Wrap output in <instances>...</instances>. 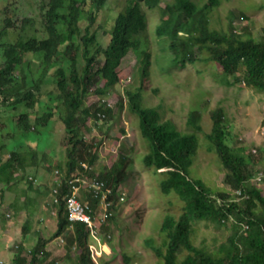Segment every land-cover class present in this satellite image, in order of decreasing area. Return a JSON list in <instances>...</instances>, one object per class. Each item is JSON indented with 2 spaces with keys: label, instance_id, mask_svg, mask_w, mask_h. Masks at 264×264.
Returning a JSON list of instances; mask_svg holds the SVG:
<instances>
[{
  "label": "trees",
  "instance_id": "obj_1",
  "mask_svg": "<svg viewBox=\"0 0 264 264\" xmlns=\"http://www.w3.org/2000/svg\"><path fill=\"white\" fill-rule=\"evenodd\" d=\"M107 1L22 0L31 15L23 16L19 24L6 7L2 8L0 32H6L9 38L8 43L0 44V105L19 109L15 124L22 135L36 132L46 125L59 109L66 133L65 159L56 164L48 161V154L34 147L36 143L25 140V143L14 144L12 133L4 136L11 141L8 142L11 148L0 157V200L4 196L11 198L12 192L17 198L19 192L40 191L36 182L39 160H46L50 167L55 164L61 172L56 170L58 177L52 179L49 190L48 207L55 215V230L47 238L37 235L35 244L29 249L21 242L13 248L9 264H97L89 246V230L84 223L68 219L65 203L71 193L69 180L73 178L72 174L82 169V163L86 162L93 168L89 170L90 176L113 185V200L106 209L103 232L109 230L108 224L118 211L119 196L115 190L125 178L121 165L126 158L119 156V164L113 163L104 172L96 173L99 142L89 141L82 134L88 129L86 122L89 118L95 122L100 119L109 121L113 117V109L100 101L86 106L85 99L92 87H96L99 96H105L119 82L117 69L123 56L131 49L142 56L137 67L141 77L149 75V52L139 37L147 28L141 1L149 9L158 8L164 16L155 31L158 36L168 39V57L172 66L183 68L200 60L205 64L212 62L220 73L215 79L221 84L232 86L242 82L254 92L264 94V24L260 27L261 33L254 36L251 25L258 23L244 11L246 8L264 10V0L236 7L233 16L246 21L240 31L232 22L227 29L210 25L209 12L221 0H208L202 6L193 0H171L163 7L159 6V0H128L113 18L108 40L103 46L96 30L90 31L89 25L98 19ZM85 20L89 24L82 27ZM20 31L26 34L25 40L18 39ZM197 51L201 58L196 57ZM163 59L162 56L157 57V61ZM50 73L55 76L58 90L55 96L52 92L41 91L42 85L50 82L47 78ZM100 81H103L102 85H99ZM125 95L127 108L139 118L140 133L152 143L151 151L142 158L144 165L164 174L160 190L165 194L174 192L184 203H181L182 211L176 218L170 214L164 216L160 226L162 244H155L153 235H149L144 239L146 247L161 264H264V146H257L253 151H257L256 154L249 152L250 147L245 144L230 146L228 141L233 136L228 129L225 112L220 106L214 108L203 148L213 151V160L216 165L219 163L224 176L215 188H209L201 180L189 177L198 144L201 147L198 134L203 129L198 109L193 108L188 115L187 124L192 130L182 132L171 119L163 118L158 106L142 104L140 88L126 90ZM59 99L62 106L57 104ZM39 101L44 102L43 109L37 108ZM217 169L218 173L220 169ZM22 180L25 187H16V183ZM54 186L57 189L55 193ZM82 199L92 208L97 205V200L91 195L86 194ZM30 202L28 198L26 203L30 205ZM24 203L19 205L14 201L0 209V222H4L9 210L20 212L26 205ZM164 204V208L171 206L170 198ZM33 211L30 208L27 212L21 227L23 235L30 230ZM197 222L213 225L224 237L218 243L216 240L213 246L203 242L197 245ZM104 234L109 246L111 235ZM63 235L64 255L51 258L47 244ZM121 258L123 264H131V254L123 251ZM108 260L103 255L97 258L99 264H109Z\"/></svg>",
  "mask_w": 264,
  "mask_h": 264
},
{
  "label": "rangeland",
  "instance_id": "obj_2",
  "mask_svg": "<svg viewBox=\"0 0 264 264\" xmlns=\"http://www.w3.org/2000/svg\"><path fill=\"white\" fill-rule=\"evenodd\" d=\"M126 1L108 0L100 11L98 19L89 25L90 31L96 30V35L103 46L108 40V32L112 26L113 18L127 4ZM160 1L166 3L169 0ZM193 1L200 6L208 2V0ZM250 1L255 3L261 0H221V3L209 12L212 23L210 25L227 29L229 22H232L235 29L240 31L246 21L239 20L237 16H233V13L236 12L237 6L245 7V3L249 5ZM4 7L9 10V14L14 15L18 24L23 16L31 15L22 0H0V17L3 16L1 12ZM244 11L251 18L256 19L258 25H251V31L254 36H258L261 33L260 27L262 23L264 24V10L246 8ZM213 18L216 20L214 21ZM156 23L157 21H152L153 25ZM87 24L89 21L85 20L82 27ZM152 30L153 28L148 21L145 36L148 51L152 55L149 79H143L139 76L137 55L131 50L122 59L118 68L119 82L105 96L94 93L93 87L85 100L86 106L100 101L105 102L113 109V117L109 121L100 119L95 122L93 118H89L86 122L88 129L82 131L85 139L94 140L95 143L99 142L97 147L98 158L95 164L96 173L102 170L104 172V169H109L113 163L119 164V156L126 158L121 165L125 178L118 185L124 200L117 204L118 211L113 221L108 224L109 230L102 231V233H110L111 235L109 248L97 240H93L92 243L94 248V250L92 249V257L97 260L98 256L103 255L104 259H109V264H123L121 258L123 251L131 254V264H161L159 258L150 248L146 247L144 239L153 235L154 243L161 245L163 235L160 232V226L164 216L170 214L176 218L182 211L181 203H183L174 192L165 194L160 190V180L164 178V174L156 173L153 167L144 165L142 158L151 151L152 143L140 133L138 116L127 108L126 90H134L138 86H142L144 88L142 89V104L144 106H158L163 118L171 119L177 129L182 132L192 130L191 126L187 124L188 115L193 108L198 109L200 113L199 123L203 129L198 134L201 139V147L198 144L195 161L193 160L189 168V177L201 180L209 188H215L216 183L219 184L224 176V171L221 170L219 163L216 165L213 160V151L203 148V140L206 139L205 133L211 127L210 115L214 108L220 106L225 112L228 129L233 136L228 141L230 146L245 144L250 147L248 150L251 153L257 146H264V94L254 92L244 86L242 82L232 86L221 84L215 79V77L220 76L216 66L212 65V62L205 64L204 60L187 64L182 69L171 67L167 69L170 65L166 62L162 67L167 70H156L159 65L155 62L154 56L162 53V51L157 52V48L167 50L168 39L164 36L156 37L154 31L151 32ZM8 38L9 35L6 32H0V44L8 43ZM18 39L25 40L26 34L20 31ZM196 57H202L199 51L196 52ZM99 60L102 61V57H99ZM29 66L33 69L31 64ZM160 72L168 78L163 77ZM237 75L241 78L240 73ZM47 78L50 79V82L43 84L41 91L43 93L52 92L53 96L57 95L55 76L50 73ZM39 102L37 108L43 109L44 102ZM57 104L62 106L63 102L59 99ZM18 111V108L9 109L8 106L0 105V147H2L0 157L11 148L8 143L11 141L4 139V136L12 133L15 140L14 144L25 143V140L31 144L36 143L34 147L48 154L49 162L56 164L65 159L66 133L60 119L61 110L58 109L55 117L46 125L39 127L36 132L24 135L18 132L19 129H16L15 122ZM25 146L23 145V147ZM256 153L257 151L253 154ZM38 164L36 182L39 184L40 191L19 192L20 196L17 198L16 196L13 197L14 193L12 192L11 198L4 196L2 199L4 202L0 200L1 210L7 204H13L14 201H17L19 205L21 202L26 204L18 213L9 210L4 222H0L1 264H9L13 248L21 242L29 249L35 244L37 235L47 238L55 230V215L50 212L51 210L49 211L50 207H48L51 197L49 190L52 186V179L58 177L56 170L59 172L60 170L54 166L55 164L50 167L46 160H39ZM217 168L220 169L218 173ZM16 187H25L23 180L17 182ZM43 192H48V194H43ZM76 193L78 194V192ZM28 198L31 200L30 205L26 203ZM168 198H170L172 205L164 208L165 204L163 205V203ZM30 208L34 209L31 215L30 230L26 235H23L21 227L25 223ZM37 220H40L39 223ZM196 225L195 243L197 245L203 242L213 246L216 240L218 243L224 237L219 233V229L209 223L197 222ZM36 230H38L37 234L35 233ZM64 242V235L49 241L47 249L51 258H59L64 255ZM73 254L72 251L71 255Z\"/></svg>",
  "mask_w": 264,
  "mask_h": 264
},
{
  "label": "built area",
  "instance_id": "obj_3",
  "mask_svg": "<svg viewBox=\"0 0 264 264\" xmlns=\"http://www.w3.org/2000/svg\"><path fill=\"white\" fill-rule=\"evenodd\" d=\"M260 175L257 176L259 179ZM72 191L69 197L66 199V210L68 219L75 222L84 223L90 230L92 236L100 242L99 229L102 225V222L106 216V209L112 201L110 198L111 191L108 186H106L102 181L97 180L96 178H90L88 180L81 179L76 176L73 179L69 180ZM90 192L94 198L98 200V204L95 208L90 207L86 202H82L79 199V189ZM54 192L56 190L54 189ZM107 248V245L104 242H101ZM91 251L94 248L91 245ZM104 251V249H102ZM99 255V254H98ZM97 264L96 259H94Z\"/></svg>",
  "mask_w": 264,
  "mask_h": 264
},
{
  "label": "clouds",
  "instance_id": "obj_4",
  "mask_svg": "<svg viewBox=\"0 0 264 264\" xmlns=\"http://www.w3.org/2000/svg\"><path fill=\"white\" fill-rule=\"evenodd\" d=\"M168 2H171V0H169ZM126 3H128V0L126 1ZM167 3V2H166ZM166 3H164V2H162V1H160L159 0V6L160 7H163ZM140 4H141V8H142V10H143V12L145 13V19H146V22H147V25H148V21L150 22V24H151V26H152V28H153V30L151 31V32H153L154 31V34H155V36L156 37H162V36H158L157 34H156V31H155V29H154V27L156 26V25H158V23L161 21V19L162 18H164V16H162V14L159 12V9L158 8H153V9H149L148 7H147V5L143 2V1H141L140 2ZM161 4H163L162 6H161ZM125 6V5H124ZM123 6V7H124ZM156 13H157V15H156ZM152 21L153 22H156L157 21V23L155 24V25H153L152 24ZM159 21V22H158ZM157 27V26H156ZM146 30H147V28H146ZM150 32V33H151ZM145 34H146V31L143 33V35H141V33L139 34V37H140V39H141V41L142 42H145V46H146V49H147V51H148V48H147V42H146V36H145ZM181 35H183L182 33H180ZM158 40V39H157ZM168 46L169 45H167V50L165 49V48H157L158 50H157V52L158 51H162V53H159V54H156L154 57H155V62L159 65V67L156 69V70H167V69H169L170 67L171 68H181V67H179V66H172L171 64H170V60H169V57H168ZM132 50V49H131ZM131 50H129V51H131ZM128 51V52H129ZM132 51H134V50H132ZM127 52V53H128ZM135 52V51H134ZM149 52V51H148ZM136 53V52H135ZM166 56H165V55ZM127 55V54H126ZM125 55V56H126ZM136 55H137V53H136ZM125 56H123V58L125 57ZM164 57V59L162 60V61H157V57ZM100 57H102V56H100ZM151 57H152V55H151V53L149 52V64H148V66H147V70H149V75H150V68H149V66H150V63H151ZM122 58V59H123ZM141 58H142V56L140 57V56H138L137 55V62H138V65H139V62H141ZM122 61V60H121ZM166 62H168L169 63V67L167 68V69H164L162 66L166 63ZM121 64V63H120ZM187 65V64H186ZM120 66V65H119ZM138 67V66H137ZM119 68V67H118ZM184 68V67H183ZM182 69V68H181ZM156 70H154L155 72H157ZM137 71H138V69H137ZM117 72H118V69H117ZM162 72H167V71H162ZM162 72H160L161 74H162ZM170 72V71H169ZM138 74H139V76L141 77V75H140V73H139V71H138ZM149 75L147 76V77H145V78H143V77H141V78H143V79H149ZM118 76H119V73H118ZM162 76H163V74H162ZM163 77H165V76H163ZM165 78H168V77H165ZM119 80H120V78H119ZM102 82V84H103V81H100V83ZM102 84H99V85H102ZM115 86V85H114ZM113 86V87H114ZM93 88V87H92ZM92 88H91V90H90V93H91V91H92ZM138 88H140L141 90L142 89H144L142 86H138L137 88H135L134 90H136V89H138ZM110 90V89H109ZM93 92L94 93H96V87L94 86V90H93ZM90 93L86 96V98L90 95ZM142 93H143V90H142ZM97 94V93H96ZM86 100V99H85ZM141 102H142V100H141ZM97 103V102H96ZM93 104H95V103H93ZM85 105H86V103H85ZM91 105V104H90ZM108 105V104H107ZM87 106H89V105H87ZM109 106V105H108ZM82 169H79V171L77 172L76 171V173H74V174H72V176H73V178L74 177H76V176H78V177H80L81 179H85V180H88V179H90V178H96L97 180H99V181H102L106 186H108L109 187V189H110V191H111V195H110V198H111V200H113V195H114V192H113V185L110 183V184H106V182L105 181H103V180H101V179H99V178H97V177H93V176H90L89 175V170H93V168H92V166H90L88 163H86V162H84V163H82V167H81ZM161 170H164V169H161ZM160 170V171H161ZM57 173V172H56ZM72 178V179H73ZM54 189L55 190H57L56 189V187L54 186L53 187V192H54ZM70 190L72 191V187H71V184H70ZM55 193V192H54ZM115 193L117 194V196H119V202L120 201H123L124 200V196H123V193H121L120 192V190H119V188H117L116 190H115ZM71 194V193H70ZM78 194L80 195L79 197H84L86 194L87 195H91L92 196V194L90 193V192H87V191H85V190H83L82 188H80L79 189V192H78ZM50 196H51V194H50ZM93 197V196H92ZM80 199L82 202H86L87 204H88V202L87 201H84L83 199ZM94 198V197H93ZM94 199H96V198H94ZM97 200V199H96ZM97 204H98V200H97V202H96ZM89 205V204H88ZM97 206V205H96ZM90 207H92V206H90ZM53 213V212H52ZM82 223V222H81ZM87 227V226H86ZM102 227H103V225H101V227H100V229H99V236H100V242H104L106 245H107V248H109V246H108V242L105 240L106 239V237H105V234L104 233H102ZM87 229L89 230V228L87 227ZM89 232H90V230H89ZM90 235H91V239H90V241H89V246L91 247V245H92V243H93V240L94 241H96V239L92 236V234H91V232H90ZM58 238V237H57ZM90 250H91V248H90ZM105 251V250H104ZM92 252V251H91ZM93 253V252H92ZM106 253V252H105ZM2 262L0 261V264H1Z\"/></svg>",
  "mask_w": 264,
  "mask_h": 264
},
{
  "label": "crops",
  "instance_id": "obj_5",
  "mask_svg": "<svg viewBox=\"0 0 264 264\" xmlns=\"http://www.w3.org/2000/svg\"><path fill=\"white\" fill-rule=\"evenodd\" d=\"M47 248H48V246H47ZM48 250V249H47Z\"/></svg>",
  "mask_w": 264,
  "mask_h": 264
}]
</instances>
